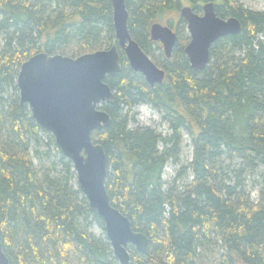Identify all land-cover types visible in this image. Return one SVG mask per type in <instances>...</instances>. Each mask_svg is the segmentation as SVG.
<instances>
[{
  "label": "trees",
  "instance_id": "1",
  "mask_svg": "<svg viewBox=\"0 0 264 264\" xmlns=\"http://www.w3.org/2000/svg\"><path fill=\"white\" fill-rule=\"evenodd\" d=\"M207 2L241 31L216 40L195 71L179 9L198 13ZM125 3L131 37L165 71L151 87L119 50L120 71L105 78L114 98L100 105L111 123L91 134L107 157L110 203L148 239L146 253L127 247L128 264H264V11L238 0ZM163 21L177 35L169 59L149 35ZM114 44L110 0H0V241L10 264H119L72 162L20 103L16 84L33 54L76 57ZM141 104L160 114L167 135L134 126ZM185 135L191 179L177 185L181 167L165 188V166L179 162ZM95 225L104 236H94Z\"/></svg>",
  "mask_w": 264,
  "mask_h": 264
},
{
  "label": "water",
  "instance_id": "2",
  "mask_svg": "<svg viewBox=\"0 0 264 264\" xmlns=\"http://www.w3.org/2000/svg\"><path fill=\"white\" fill-rule=\"evenodd\" d=\"M110 2L117 44L76 57L38 52L21 63L16 84L20 103L28 105L33 119L52 134L63 155L72 162L78 187L90 210L103 220L114 256L119 264H128L127 247L131 245L136 251L146 253L148 239L134 231L128 218L110 203L105 187L107 157L103 147L93 142L91 134L111 123L100 105L114 98L105 78L120 71L119 50L131 70L141 73L151 87L163 82L165 71L131 37L125 0ZM179 14L189 35L184 53L195 71L207 66L210 47L216 40L241 31L240 21L235 17H219L213 2L204 3L200 13L189 5L181 6ZM149 35L151 41L161 44L165 57L171 58L177 40L172 27L153 22ZM0 264H10L1 241Z\"/></svg>",
  "mask_w": 264,
  "mask_h": 264
},
{
  "label": "rangeland",
  "instance_id": "3",
  "mask_svg": "<svg viewBox=\"0 0 264 264\" xmlns=\"http://www.w3.org/2000/svg\"><path fill=\"white\" fill-rule=\"evenodd\" d=\"M238 2L241 3L244 7H247L249 9L256 11H264V0H238ZM159 23L168 24L165 21ZM158 53L159 52H156V54ZM151 57L152 56H150V59ZM134 111H135V120H136L134 126L137 125L139 127H151L155 129L157 132L161 133L163 136L168 134L167 124L162 121L160 114L154 111L151 107L145 104H141L138 105ZM180 149L181 152H180L179 162L174 163L172 161H168L165 166L162 176L163 181L165 183V188L168 186L169 183L172 182V180L177 174V171L181 167L188 168V165L192 160V145L190 138L187 135L184 136ZM184 178L177 181L178 186H182L188 181H190L191 175L188 169L186 172V177ZM256 196H257V192L254 191L252 193V198H256ZM91 231L96 238L104 236L102 229L97 227L96 225L91 228Z\"/></svg>",
  "mask_w": 264,
  "mask_h": 264
},
{
  "label": "flooded vegetation",
  "instance_id": "4",
  "mask_svg": "<svg viewBox=\"0 0 264 264\" xmlns=\"http://www.w3.org/2000/svg\"><path fill=\"white\" fill-rule=\"evenodd\" d=\"M193 9V8H192ZM198 13H200V12H198ZM161 45V44H160ZM161 48H162V46H161Z\"/></svg>",
  "mask_w": 264,
  "mask_h": 264
}]
</instances>
